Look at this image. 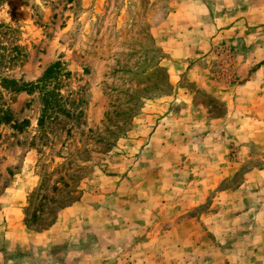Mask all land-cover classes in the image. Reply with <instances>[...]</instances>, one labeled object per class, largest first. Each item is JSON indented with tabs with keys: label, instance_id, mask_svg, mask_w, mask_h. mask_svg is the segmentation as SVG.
<instances>
[{
	"label": "rangeland",
	"instance_id": "374dc122",
	"mask_svg": "<svg viewBox=\"0 0 264 264\" xmlns=\"http://www.w3.org/2000/svg\"><path fill=\"white\" fill-rule=\"evenodd\" d=\"M0 26V77L60 62L74 101L40 133L0 87V264H264V0H0ZM151 43L169 94L105 131Z\"/></svg>",
	"mask_w": 264,
	"mask_h": 264
},
{
	"label": "trees",
	"instance_id": "16d2710c",
	"mask_svg": "<svg viewBox=\"0 0 264 264\" xmlns=\"http://www.w3.org/2000/svg\"><path fill=\"white\" fill-rule=\"evenodd\" d=\"M147 37L148 35L146 39ZM14 48L16 51L21 50V48L17 46ZM158 51L159 50L154 47L153 43H151V46L140 52L128 54L127 57L136 56L137 60L134 63H137L140 57H142L144 61H148L147 66H145L146 68H140L138 71L139 74L137 73L139 67L133 71L123 67L116 71H112V74L120 72L131 75L129 80H135L138 76H141L142 79L139 83L143 84V86L140 88L136 85L135 89H133L131 85H129L126 89L120 90L119 92L123 95L121 99L119 96L113 95V93H111L113 90L109 89L110 93L108 94L107 108L101 121V127L105 131L111 133L122 131L123 127L129 123V120L137 112L141 98L148 99L151 97L150 94H169L171 86L168 81L166 70L159 65V60L157 58ZM20 58L21 54H19V52L15 55V58H8L5 55H0V64L4 66V63H9V61L12 62L13 60L19 61ZM150 62L152 63L149 64ZM67 75L68 73L62 68V64L60 62H54L49 64L43 70L40 77L34 82L22 83L20 80H9L6 77H0V87L4 89L8 87L10 93L24 92L28 95L36 94L41 103L36 119V127L37 131L45 133L46 130L52 129L55 126H64L65 121H63V118L71 121L73 116V111L70 110L74 106V101L69 96H63L58 88L62 79H65ZM138 93H140L141 96H138ZM4 113L6 112H1L2 115H4ZM65 200L66 203L72 202L76 200V197L69 195Z\"/></svg>",
	"mask_w": 264,
	"mask_h": 264
},
{
	"label": "crops",
	"instance_id": "0c3cea01",
	"mask_svg": "<svg viewBox=\"0 0 264 264\" xmlns=\"http://www.w3.org/2000/svg\"><path fill=\"white\" fill-rule=\"evenodd\" d=\"M1 258H2V256H1Z\"/></svg>",
	"mask_w": 264,
	"mask_h": 264
}]
</instances>
